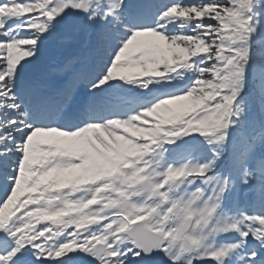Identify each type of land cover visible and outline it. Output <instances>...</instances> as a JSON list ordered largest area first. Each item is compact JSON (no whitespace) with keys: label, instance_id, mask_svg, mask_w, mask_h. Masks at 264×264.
Returning a JSON list of instances; mask_svg holds the SVG:
<instances>
[{"label":"snow or ice","instance_id":"obj_1","mask_svg":"<svg viewBox=\"0 0 264 264\" xmlns=\"http://www.w3.org/2000/svg\"><path fill=\"white\" fill-rule=\"evenodd\" d=\"M0 264H264V0H0Z\"/></svg>","mask_w":264,"mask_h":264},{"label":"rangeland","instance_id":"obj_2","mask_svg":"<svg viewBox=\"0 0 264 264\" xmlns=\"http://www.w3.org/2000/svg\"><path fill=\"white\" fill-rule=\"evenodd\" d=\"M132 71H135V70H132Z\"/></svg>","mask_w":264,"mask_h":264}]
</instances>
